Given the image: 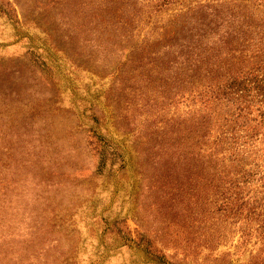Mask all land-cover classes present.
I'll list each match as a JSON object with an SVG mask.
<instances>
[{
    "label": "rangeland",
    "instance_id": "rangeland-1",
    "mask_svg": "<svg viewBox=\"0 0 264 264\" xmlns=\"http://www.w3.org/2000/svg\"><path fill=\"white\" fill-rule=\"evenodd\" d=\"M195 1L0 0V264H250L237 227L181 261L183 107L139 59ZM117 9L141 18L133 36Z\"/></svg>",
    "mask_w": 264,
    "mask_h": 264
},
{
    "label": "trees",
    "instance_id": "trees-1",
    "mask_svg": "<svg viewBox=\"0 0 264 264\" xmlns=\"http://www.w3.org/2000/svg\"><path fill=\"white\" fill-rule=\"evenodd\" d=\"M185 8V20L155 25L162 48L146 47L139 59L154 67L147 76L161 82L163 102L183 107L168 145L183 171L179 197H189L181 261L192 251L199 262L202 249L237 227L241 248L255 240L250 264H264V0H198ZM115 13L108 21L133 36L141 18Z\"/></svg>",
    "mask_w": 264,
    "mask_h": 264
}]
</instances>
